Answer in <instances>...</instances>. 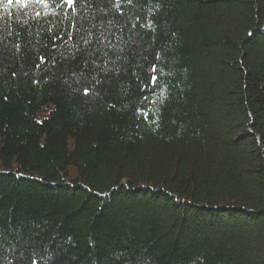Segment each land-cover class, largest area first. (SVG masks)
I'll use <instances>...</instances> for the list:
<instances>
[{
	"label": "trees",
	"instance_id": "1",
	"mask_svg": "<svg viewBox=\"0 0 264 264\" xmlns=\"http://www.w3.org/2000/svg\"><path fill=\"white\" fill-rule=\"evenodd\" d=\"M116 5L0 4V264H264V0Z\"/></svg>",
	"mask_w": 264,
	"mask_h": 264
},
{
	"label": "snow or ice",
	"instance_id": "2",
	"mask_svg": "<svg viewBox=\"0 0 264 264\" xmlns=\"http://www.w3.org/2000/svg\"><path fill=\"white\" fill-rule=\"evenodd\" d=\"M128 2L130 3L131 0H128ZM0 4H2L3 6V9L5 11H8L10 6H18L19 8H27L29 7L30 5H33V4H37V5H41L43 6L45 9H49L53 14H55V10L57 8H60V7H68V8H72V11L73 13L76 12V8L74 7V0H59V3H56V0H7L6 3H4V0H0ZM50 4L51 5H55V7H52L50 8ZM117 7H119V0H117ZM81 7H83V5H81ZM9 15H11L12 13L9 11L8 13ZM45 15H47V12L44 13ZM35 15L37 17H39L41 15L40 12H36ZM79 31V30H77ZM101 37H103V34L101 33ZM92 38V33L89 32L88 33V38L87 39H84V43H89V41L91 40ZM109 44H111V42H109ZM43 59V58H41ZM150 71L152 72H155V67H153ZM157 81V77L155 75H153L151 77V83L152 84H155ZM84 93L87 94L88 93V89L85 88L84 89ZM159 99L161 101V103L163 102V99H164V90L161 89L160 91V96H159ZM144 100H148V97H144ZM152 103H155V101L153 100ZM138 111H141L140 109H138ZM147 115L148 113L145 111L144 112V116L145 118L147 119Z\"/></svg>",
	"mask_w": 264,
	"mask_h": 264
}]
</instances>
